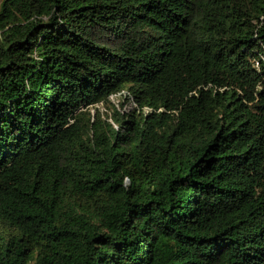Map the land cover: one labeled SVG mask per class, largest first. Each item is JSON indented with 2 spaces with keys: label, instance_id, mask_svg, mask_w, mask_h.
Wrapping results in <instances>:
<instances>
[{
  "label": "trees",
  "instance_id": "trees-1",
  "mask_svg": "<svg viewBox=\"0 0 264 264\" xmlns=\"http://www.w3.org/2000/svg\"><path fill=\"white\" fill-rule=\"evenodd\" d=\"M0 264H264V0H0Z\"/></svg>",
  "mask_w": 264,
  "mask_h": 264
},
{
  "label": "built area",
  "instance_id": "built-area-1",
  "mask_svg": "<svg viewBox=\"0 0 264 264\" xmlns=\"http://www.w3.org/2000/svg\"><path fill=\"white\" fill-rule=\"evenodd\" d=\"M110 100L122 113H127L132 109L139 108L138 102L128 90H123L121 92L112 94L110 96ZM122 102H124V105H122ZM145 111H151V109L149 107H145Z\"/></svg>",
  "mask_w": 264,
  "mask_h": 264
},
{
  "label": "clouds",
  "instance_id": "clouds-1",
  "mask_svg": "<svg viewBox=\"0 0 264 264\" xmlns=\"http://www.w3.org/2000/svg\"><path fill=\"white\" fill-rule=\"evenodd\" d=\"M124 90H127V89H124ZM123 91V90H122ZM121 92V91H120ZM115 94V93H114ZM124 103V102H123Z\"/></svg>",
  "mask_w": 264,
  "mask_h": 264
}]
</instances>
